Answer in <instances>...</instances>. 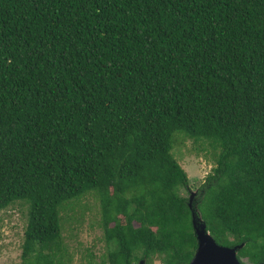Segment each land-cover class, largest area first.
Segmentation results:
<instances>
[{"label": "trees", "instance_id": "trees-1", "mask_svg": "<svg viewBox=\"0 0 264 264\" xmlns=\"http://www.w3.org/2000/svg\"><path fill=\"white\" fill-rule=\"evenodd\" d=\"M176 132L216 152L190 206ZM89 192L100 264H189L190 209L264 261V0H0V211L27 204L22 264H65L60 213Z\"/></svg>", "mask_w": 264, "mask_h": 264}, {"label": "rangeland", "instance_id": "rangeland-1", "mask_svg": "<svg viewBox=\"0 0 264 264\" xmlns=\"http://www.w3.org/2000/svg\"><path fill=\"white\" fill-rule=\"evenodd\" d=\"M183 135L181 132L173 135L171 153L188 176L189 187L180 192L188 199L191 193L196 195L206 175L214 167L216 152L208 141H194ZM27 211V204L23 202H16L0 211V264L23 263L21 248ZM60 214L62 240L67 251V256L63 257L65 264H100L106 261L107 247L103 241L98 197L89 192L65 204ZM152 264L160 262L153 259Z\"/></svg>", "mask_w": 264, "mask_h": 264}, {"label": "water", "instance_id": "water-1", "mask_svg": "<svg viewBox=\"0 0 264 264\" xmlns=\"http://www.w3.org/2000/svg\"><path fill=\"white\" fill-rule=\"evenodd\" d=\"M194 195V193H191L188 198L189 206ZM190 210L191 223L197 246L189 264H241L237 258V252L243 245L235 247L218 245L209 232L206 231V226L201 218L194 210ZM137 264H145V261L141 260ZM261 264H264V261Z\"/></svg>", "mask_w": 264, "mask_h": 264}]
</instances>
